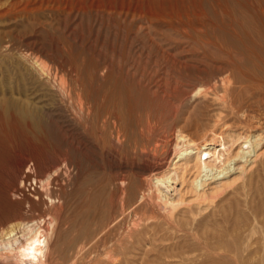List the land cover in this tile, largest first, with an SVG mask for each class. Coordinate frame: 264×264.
<instances>
[{"label":"rangeland","instance_id":"obj_1","mask_svg":"<svg viewBox=\"0 0 264 264\" xmlns=\"http://www.w3.org/2000/svg\"><path fill=\"white\" fill-rule=\"evenodd\" d=\"M145 3L139 0L142 10L153 18L148 22L137 16V30L127 34L116 25L114 12L88 0H0V44L8 43V52L0 47V94L18 91L19 67L13 57L29 51L45 56L52 70L65 74L70 87V97L57 92L55 83V92L47 95L29 84L20 88L25 94L36 92L43 96L36 126L21 123L13 115L6 116L0 108V264H17L7 256L5 242L20 237L24 224H43V219H51L53 229L45 264H101L110 241L117 233L125 236L130 229L132 217L128 215L132 208L141 218L156 210L158 201L150 198L147 190L152 174L167 168L177 171L167 189L175 195L173 224L185 232L197 227L204 240L210 239L208 244L226 248L224 254L229 253L225 260H218L204 251H195L189 257L197 254L198 260L190 264H264L262 116L253 119V125L248 127L222 107L210 90L192 95L198 80L211 84L210 79L217 75L214 66L189 39L195 31L169 26L167 15L156 14L158 8ZM177 8L178 20L185 22L186 16L179 5ZM171 17L176 24L177 15ZM171 57L183 67L173 66ZM103 65L109 67L110 73L123 74L137 91L138 103L130 116L133 138L119 136L116 140L115 135L109 136L106 129L95 126L93 110L85 114L72 102L75 91L91 106L101 102L99 87L105 72L96 68ZM195 65L207 72L197 77L192 70ZM93 69L96 72H91ZM179 131L196 146L211 144L210 140L220 132L261 134L263 141L254 152L233 164L226 175L201 173V181L192 183L191 164H183L178 157L173 159L172 153L183 146L182 140L176 138ZM248 147L246 144L245 151ZM219 182L224 185L211 192ZM140 194L144 198L135 202ZM121 212V226L115 230L110 225L105 228ZM155 219L146 229L142 227V232L133 233V240L139 241L128 244L126 255L134 259L130 264H145L147 259L160 263L164 255L190 253L195 248L187 233L184 236L169 229L163 219ZM103 229H107L104 237ZM166 259L180 264L177 258Z\"/></svg>","mask_w":264,"mask_h":264},{"label":"bare ground","instance_id":"obj_2","mask_svg":"<svg viewBox=\"0 0 264 264\" xmlns=\"http://www.w3.org/2000/svg\"><path fill=\"white\" fill-rule=\"evenodd\" d=\"M141 1L142 3L146 2L145 4H148L150 7L158 8V13L156 14L167 15L166 17L169 18L167 24L169 26L174 27L177 30L181 29L185 31L184 27H186L192 31H195L188 36L189 39L196 45L198 49L203 51L206 60L211 62V66H214L217 75L212 79L209 77L211 84L198 80V84L195 87L193 86L192 95H201L202 93H207L210 90L214 98L219 101L222 107L228 109V112L231 115H234L238 122L250 127L253 125V119L257 120L260 119V116H262V121L264 124V0ZM88 2L93 4L95 3L97 7L108 9L111 12H114L117 16L115 19L116 25L122 28L127 34H133L135 30H137L136 24L134 23L137 16L141 15L142 18H145L148 22H150V20L153 18L152 16H154L151 13H147L146 11L144 12L142 10V6L139 5V0H88ZM177 5H179L180 10L183 12L184 16H186L185 22L181 21V19L178 20L180 17L178 13L180 11H178ZM171 14L177 15V17H175L178 20L176 24H173L174 21H172L173 18L171 17ZM144 15H146V17H144ZM0 47L1 50L6 53L8 49V43L3 42L0 44ZM13 58L19 67L17 81L18 91L15 93L10 92L0 94V108L6 116L13 115L21 123L29 122L32 126H36L40 117L43 96L38 95L36 92H31L30 95L25 94V92L23 93L20 88H23L26 84H29L32 87L36 86L37 91L42 90L44 95H47L53 91L55 92L56 89L54 90L52 87V85L55 83L57 92H63L69 96V82L67 83L65 77L63 76L65 74L61 75L58 71L52 70L47 58L38 52L29 51L26 53H16ZM170 63L173 66L179 68L183 67L184 65L172 57L170 58ZM198 64L204 65L203 63ZM206 65L207 66L205 67L209 66L208 63H206ZM75 66L77 67V65ZM201 67H199V65H195L192 68V70L195 71L194 75L197 77H199L202 72H207L205 68ZM99 69L100 71L102 70L105 72L104 80L101 87H99L101 88V92L103 94V99L101 102L98 103V105L96 104L97 106L89 105V102H87L78 92L75 91L78 88L74 89L75 92H72L71 98L73 101H71L78 108V110H85V114L86 112H92L90 110H93L92 116H94L95 119V126L97 125L104 131L106 129V132L108 131L109 136L115 135L114 137L116 140L122 136L133 138L130 116L136 107L135 105L138 103H136L137 91L132 85L129 84V82L126 81L127 78L126 80L124 79L122 76L123 74L120 75L116 72L110 73L109 67L107 65H103L102 68H96V71H99ZM92 71L96 72L95 69L91 70V72ZM78 74L76 76L79 78L80 74ZM86 78L88 79V77ZM83 79L85 78L83 77ZM92 119L93 117L91 118V121ZM262 128L264 129V127ZM182 134L183 133H180L179 131L176 138H180L182 140L183 146L176 153H172L173 159L178 157L179 159L183 160V164H191L190 167L194 169L192 183H197V179L201 181V173H210L212 177H221L222 175H226L231 170V166L233 164L241 159H244L248 153L250 154V152H254L256 149L255 147H257V145H259L260 141L263 139V135L261 134L253 135L243 132H238L236 134L232 132H220L216 137H213L210 140L211 144H201L196 146ZM246 144L249 146L248 151H245ZM188 149L191 150L188 151ZM173 159H171V163ZM175 164L176 163L174 162L173 166ZM240 168L239 170H241ZM176 177L177 171L175 168H167L163 171H157L152 174L149 183L150 187L147 191L149 192L148 194L150 198L154 197L157 199L158 202L156 203L158 208L156 207L154 208L156 210L149 212L147 217L141 218L142 216L139 217L136 208L131 207L132 209L130 212L128 211V218L130 215L132 217L130 220V229H127L126 233L124 234L125 236L117 233L116 238L110 241L111 243L109 244L108 249L103 254L101 253L103 255V258L101 255V260H103L101 261V264L133 263L134 259L128 258L126 255L127 253L129 254V251H127L128 244L132 246L136 240L139 241V239L133 240V233L142 232L143 230L141 228L143 227V229H146L149 227L148 224L155 218L163 219L165 224L170 227L169 229H175V231L178 233L181 232L182 235L187 233L193 243H195V248L192 250L190 249V253L180 252L176 254L170 253V255H164V260H162L160 263V260L158 261L157 259H147L145 264H171L169 263L171 261H168L166 258H177L179 259L180 264L195 262L198 260V257L195 256L198 255L196 254L193 256L194 258L189 256L190 254H195V251L199 252V250L208 253V256L210 257H218V260L221 257L224 258V260L225 257H228L227 255H229V253L224 254L226 248L216 247L211 245V243L208 244L206 242L208 239L205 238L204 240L197 227L193 229L190 228L189 230L191 231L185 232L173 224L172 210L176 205L173 202L175 195H171L167 189L170 187L171 180L175 179ZM199 185L202 184L200 183ZM223 185L224 184H220V182L217 183L216 186L211 188V192H216ZM139 198H144V195L140 194L138 197H135V202ZM199 211L201 210L199 209ZM122 213L123 212L112 218L109 224L105 225V228H108L110 225L114 230L118 229L124 221V215ZM39 222L40 221H38V223ZM41 222H43V224H35L33 222L32 224H24V229L22 228L23 233L20 234V237H14L8 241L6 240L7 242H5L3 248L8 251L7 256L14 258L17 264H24L25 260H27L25 264H45V255L49 242L48 240L49 237H51L50 233L53 229L51 219H43ZM106 230L103 229L102 234L101 232L99 233L104 237L106 235ZM119 231L120 230H118V232ZM102 236L100 237L102 238ZM181 237L178 236V238ZM142 241L146 242V240ZM158 243H160V241ZM103 245L104 244H102V246ZM147 245L151 246V243H147ZM160 257L162 259V255ZM228 262H230V260ZM174 264L177 263L175 262Z\"/></svg>","mask_w":264,"mask_h":264},{"label":"water","instance_id":"obj_3","mask_svg":"<svg viewBox=\"0 0 264 264\" xmlns=\"http://www.w3.org/2000/svg\"><path fill=\"white\" fill-rule=\"evenodd\" d=\"M26 262H27V260L24 261V263H26Z\"/></svg>","mask_w":264,"mask_h":264}]
</instances>
